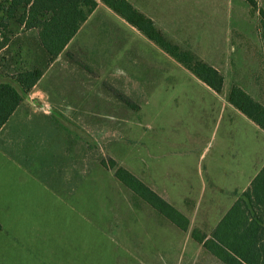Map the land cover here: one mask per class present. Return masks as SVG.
<instances>
[{
    "label": "rangeland",
    "instance_id": "1",
    "mask_svg": "<svg viewBox=\"0 0 264 264\" xmlns=\"http://www.w3.org/2000/svg\"><path fill=\"white\" fill-rule=\"evenodd\" d=\"M130 1L217 68L223 90L99 2L0 131V264H224L192 233L210 235L264 165V130L228 100L237 85L264 104V0ZM22 37L25 63L37 34ZM13 54L0 50V81ZM111 158L188 230L136 199Z\"/></svg>",
    "mask_w": 264,
    "mask_h": 264
},
{
    "label": "trees",
    "instance_id": "2",
    "mask_svg": "<svg viewBox=\"0 0 264 264\" xmlns=\"http://www.w3.org/2000/svg\"><path fill=\"white\" fill-rule=\"evenodd\" d=\"M99 2L140 30L206 85L217 93L222 92L224 75L217 68L171 40L129 0H0V50L14 52L12 60L16 54L19 58H15L18 66L10 77L11 81H0V130L32 92L47 67L86 23ZM250 2L255 5L254 0ZM28 31L37 34L39 56L34 57V46L28 43L25 48L30 53L29 58L20 63L24 50L22 34ZM228 100L264 130V104L237 85L232 87ZM101 163L114 170L116 178L133 191L136 199H142L173 224L188 230L190 222L187 216L133 172L114 158L110 159V164L105 159ZM197 232L192 233L193 237L224 264H264V165L210 235Z\"/></svg>",
    "mask_w": 264,
    "mask_h": 264
},
{
    "label": "crops",
    "instance_id": "3",
    "mask_svg": "<svg viewBox=\"0 0 264 264\" xmlns=\"http://www.w3.org/2000/svg\"><path fill=\"white\" fill-rule=\"evenodd\" d=\"M130 1V0H129ZM131 2V1H130ZM137 8V7H136ZM141 12H143L144 14L146 13L145 11H144V9H141L140 10ZM147 15V14H146ZM149 16V15H148ZM149 17H151V16H149ZM152 18V17H151ZM153 19V18H152ZM154 20V19H153ZM85 25V24H84ZM83 27V26H82ZM82 29V28H81ZM80 29V30H81ZM79 30V31H80ZM79 33V32H78ZM142 33V32H141ZM143 34V33H142ZM144 35V34H143ZM145 36V35H144ZM146 37V36H145ZM147 40H148V38L146 37V39L144 38V39H142V41L141 42H145V43H147ZM150 40V39H149ZM151 41V40H150ZM70 44V43H69ZM69 44L67 45V46H69ZM151 44L152 45H156L153 41H151ZM66 46V47H67ZM158 46V45H157ZM159 47V46H158ZM65 50V49H64ZM164 51V50H163ZM168 54V53H167ZM169 55V54H168ZM170 56V55H169ZM171 57V56H170ZM173 58V57H172ZM57 60V59H56ZM46 73V72H45ZM58 77H61V76H57V78ZM44 78H45V75L43 74V76L40 78V80L38 81V83L34 86V88H36L37 87V85L40 83V82H42L43 80H44ZM62 80H63V82H62V84H63V86H60V87H58V90H59V93L60 94H62L63 93V91L64 92H66L65 90L67 89V87L69 86V84L70 83H68V82H66L65 81V77L63 76L62 77ZM65 86V87H64ZM208 86V85H207ZM209 87V86H208ZM33 88V89H34ZM211 90H213L211 87H209ZM33 91V90H32ZM214 92H216L215 90H213ZM31 93V92H30ZM217 93V92H216ZM218 94H220V93H218ZM24 102H22V104H23ZM22 104L19 106L20 108H21V106H22ZM231 104V103H230ZM232 105V104H231ZM233 106V105H232ZM18 107V108H19ZM18 108L16 109V111L18 110ZM237 109V108H236ZM238 110V109H237ZM15 111V112H16ZM13 113V115L9 118V120L7 121V122H9L11 119H13L14 117H15V114H17V112L16 113ZM22 119V120H21ZM34 120H38V119H34V118H27L26 120L24 119V118H19L18 119V122H20V121H22L23 122V126H35V125H46V123H47V119H40V120H38L36 123L34 122ZM7 122H6V124H7ZM5 124V125H6ZM4 125V126H5ZM4 126L2 127V129L4 128ZM1 131V130H0Z\"/></svg>",
    "mask_w": 264,
    "mask_h": 264
}]
</instances>
